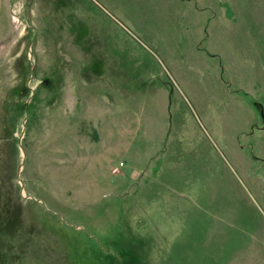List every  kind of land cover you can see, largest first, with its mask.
I'll return each mask as SVG.
<instances>
[{"label": "rangeland", "instance_id": "obj_1", "mask_svg": "<svg viewBox=\"0 0 264 264\" xmlns=\"http://www.w3.org/2000/svg\"><path fill=\"white\" fill-rule=\"evenodd\" d=\"M128 260L264 264V0H0V264Z\"/></svg>", "mask_w": 264, "mask_h": 264}, {"label": "built area", "instance_id": "obj_2", "mask_svg": "<svg viewBox=\"0 0 264 264\" xmlns=\"http://www.w3.org/2000/svg\"><path fill=\"white\" fill-rule=\"evenodd\" d=\"M123 167V163H119L116 167L112 169V173H118V171Z\"/></svg>", "mask_w": 264, "mask_h": 264}, {"label": "trees", "instance_id": "obj_3", "mask_svg": "<svg viewBox=\"0 0 264 264\" xmlns=\"http://www.w3.org/2000/svg\"><path fill=\"white\" fill-rule=\"evenodd\" d=\"M123 259H124V257H123ZM131 263H132L131 260H128V261L126 262V264H131Z\"/></svg>", "mask_w": 264, "mask_h": 264}, {"label": "water", "instance_id": "obj_4", "mask_svg": "<svg viewBox=\"0 0 264 264\" xmlns=\"http://www.w3.org/2000/svg\"><path fill=\"white\" fill-rule=\"evenodd\" d=\"M257 106V105H256ZM257 108H259L260 109V107L259 106H257Z\"/></svg>", "mask_w": 264, "mask_h": 264}]
</instances>
